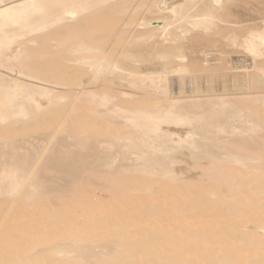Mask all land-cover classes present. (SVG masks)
<instances>
[{"label":"bare ground","instance_id":"6f19581e","mask_svg":"<svg viewBox=\"0 0 264 264\" xmlns=\"http://www.w3.org/2000/svg\"><path fill=\"white\" fill-rule=\"evenodd\" d=\"M0 264H264V0H0Z\"/></svg>","mask_w":264,"mask_h":264},{"label":"rangeland","instance_id":"374dc122","mask_svg":"<svg viewBox=\"0 0 264 264\" xmlns=\"http://www.w3.org/2000/svg\"><path fill=\"white\" fill-rule=\"evenodd\" d=\"M245 56L243 55V53L242 54H236V58H235V62H236V64H238V66L239 67H243V66H245V65H250V63H251V59H248V57L246 58L247 60H245ZM173 89L174 90H178V81H177V78H175V82L173 83ZM183 166H185V167H188V165H186V164H183ZM190 169V168H189ZM191 171H189V173H187V175L189 174V176L190 177H192L193 176V180H190L191 182H193V183H195V184H198V185H201L202 184V186H205V181L207 180V178H205V177H207V171L206 170H208V168L205 166V165H193L192 167H191ZM210 169V168H209ZM203 171H205L206 173H204V174H201V175H198V174H200L201 172L203 173ZM197 172L198 174H195V173ZM194 173V174H193ZM206 174V175H205ZM204 175V176H203ZM188 176V177H189ZM103 176H98L97 177V179L99 180L98 182H103V181H106V179L105 180H102L101 178H102ZM124 177H126L127 178V181L129 182V181H131V180H129V179H132V178H129L128 176H124ZM184 177V176H183ZM204 177V178H203ZM122 179H125V178H123V177H121ZM129 178V179H128ZM192 179V178H191ZM205 179V180H204ZM198 180V182H195V181H197ZM161 181H163V180H160L159 182H161ZM165 181V180H164ZM164 181H163V183H164ZM202 181L204 182V184L202 183ZM208 181V180H207ZM177 183H185L186 182V179H181L180 181L179 180H177L176 181ZM210 182V181H209ZM208 182V183H209ZM207 183V182H206ZM160 185V184H159ZM161 185H164V184H161ZM197 185V186H198ZM91 186H96V185H91ZM90 187V186H89ZM98 185L96 186V187H94V188H92V187H90V188H92V189H98ZM100 188V187H99ZM133 188V187H132ZM135 188V187H134ZM131 193V192H130ZM132 194V193H131ZM248 225H250V226H248ZM247 225V227L249 228V227H254L252 224H248ZM247 227H245L244 229L245 230H247L248 228Z\"/></svg>","mask_w":264,"mask_h":264}]
</instances>
